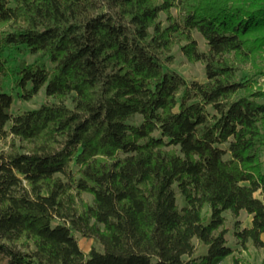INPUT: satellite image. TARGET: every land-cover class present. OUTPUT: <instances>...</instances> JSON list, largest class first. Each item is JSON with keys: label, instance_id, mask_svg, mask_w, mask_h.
Here are the masks:
<instances>
[{"label": "trees", "instance_id": "obj_1", "mask_svg": "<svg viewBox=\"0 0 264 264\" xmlns=\"http://www.w3.org/2000/svg\"><path fill=\"white\" fill-rule=\"evenodd\" d=\"M177 44L205 80L169 66ZM21 45L53 63L20 62L22 95L60 100L13 113L4 51ZM263 52L264 0H0V137L29 144L0 151L6 264H220L226 210L264 248V89L238 74Z\"/></svg>", "mask_w": 264, "mask_h": 264}, {"label": "rangeland", "instance_id": "obj_2", "mask_svg": "<svg viewBox=\"0 0 264 264\" xmlns=\"http://www.w3.org/2000/svg\"><path fill=\"white\" fill-rule=\"evenodd\" d=\"M171 11L173 14L178 15V9L176 7H172ZM161 18L164 20V22H166L165 12H161ZM7 28L10 29L11 27ZM193 35L197 39L200 49L206 50L208 45L203 35L197 30L194 31ZM171 54H173L174 60L169 66L180 72L188 82L193 80L203 81L206 79L204 63L202 61H191L188 59L182 51L180 45H175L172 48ZM4 55L7 59L8 73L2 76L1 80L3 82L4 89L13 96V104L11 109L13 113H18L25 109L39 107L44 102H56L60 100L58 97L47 95L45 92V85L42 86V88L31 98H25L22 95V89L16 84L17 75L15 72L18 70L20 62L26 61L31 63L40 60L44 61L47 66L51 68L53 63L47 56H44L40 52H31L23 45L7 48L4 51ZM258 63L261 66H264V58L260 57L258 59ZM256 70V67L252 66V64L248 62L242 65V68L238 74L239 76H242L243 74H254V77H256L255 87L264 89V72L255 74ZM63 100L71 105V99L69 96L63 98ZM9 124L10 123H8L7 126H9ZM14 145L18 148H26L29 146L26 141L16 138L11 134L6 137H0V151L10 150ZM261 159L264 168V150L262 151ZM76 168L77 166H74V170ZM92 199L93 196L90 192H82L77 196L76 201L78 207L82 209L85 206V203L92 202ZM178 203L180 205L183 204L179 192ZM203 214L209 216V207H205L203 209ZM223 214L225 216V222L223 226L227 230V240L228 243L234 248V251L233 254L228 255L223 261L220 262V264H231L233 261V255L240 258L241 264H262L264 261V248L255 246L251 241H248L246 246H244L242 245L240 239L236 236V230L251 224L252 215L245 210H241L238 215H234L230 210L224 211ZM74 234L77 236L79 244L81 248L84 249V251L88 252L93 245L98 246V244L94 242L93 238L84 236L79 231H75ZM194 242L196 244L194 256L197 262H200L201 257L206 252V245L197 238H194ZM6 261V258L0 254V264H6Z\"/></svg>", "mask_w": 264, "mask_h": 264}]
</instances>
